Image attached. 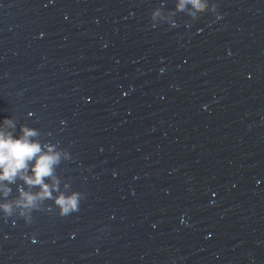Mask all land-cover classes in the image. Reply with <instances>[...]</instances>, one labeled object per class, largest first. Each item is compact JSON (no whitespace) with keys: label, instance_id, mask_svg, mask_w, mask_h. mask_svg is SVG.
<instances>
[{"label":"water","instance_id":"obj_1","mask_svg":"<svg viewBox=\"0 0 264 264\" xmlns=\"http://www.w3.org/2000/svg\"><path fill=\"white\" fill-rule=\"evenodd\" d=\"M212 2L0 0V117L80 194L5 182L0 264H264V0Z\"/></svg>","mask_w":264,"mask_h":264},{"label":"clouds","instance_id":"obj_2","mask_svg":"<svg viewBox=\"0 0 264 264\" xmlns=\"http://www.w3.org/2000/svg\"><path fill=\"white\" fill-rule=\"evenodd\" d=\"M189 6L194 7L198 12L210 10L215 14L217 20L222 18L217 11V4L212 0H184V7L181 11L187 13ZM31 115L32 113L29 112V116ZM13 127L14 124L10 117H0V189H2L0 194L6 195L11 190L5 182L11 183L19 177L29 186L38 185L39 191L33 194L21 188L19 191L22 199L18 203L27 207L31 206L38 198H52L54 204L59 208L58 215L66 216L70 212L78 211L79 193L73 192L68 196L59 194L52 197L50 191V188H57V180L53 176V167L60 161L61 150L55 149L51 143L42 146L38 140L30 139L38 134L36 129L21 125L20 134L14 136L9 130ZM44 177H51L53 183L49 185L43 179ZM10 208L11 205L7 201H0V209H3L5 213L9 212ZM181 221L184 222L183 217H181Z\"/></svg>","mask_w":264,"mask_h":264}]
</instances>
